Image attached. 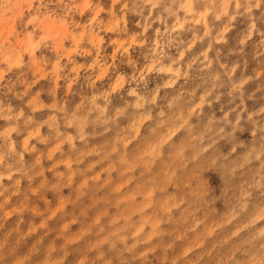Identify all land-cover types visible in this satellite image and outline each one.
<instances>
[{"label":"rangeland","instance_id":"obj_1","mask_svg":"<svg viewBox=\"0 0 264 264\" xmlns=\"http://www.w3.org/2000/svg\"><path fill=\"white\" fill-rule=\"evenodd\" d=\"M0 264H264V0H0Z\"/></svg>","mask_w":264,"mask_h":264}]
</instances>
